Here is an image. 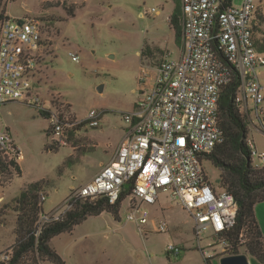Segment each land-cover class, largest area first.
<instances>
[{
    "label": "rangeland",
    "instance_id": "rangeland-1",
    "mask_svg": "<svg viewBox=\"0 0 264 264\" xmlns=\"http://www.w3.org/2000/svg\"><path fill=\"white\" fill-rule=\"evenodd\" d=\"M3 8L9 17H37L44 24L48 40L41 47L43 59L34 83L39 104L58 112L63 120L83 121L93 108L105 113L98 127L83 122L75 128L67 126L62 133L65 143H61L53 140L52 133L48 136L50 120L34 105L33 96L0 107V128L9 129L18 144L23 171L5 185L0 178V250L15 241L14 198L21 190L29 183L46 180L43 215L61 214L71 191L107 164L122 140L126 127L123 115L141 95L142 71L149 74L143 87L148 90L157 73L155 66L166 57L178 58L182 48L170 23L172 0H3ZM147 42L157 46L151 49ZM143 47L147 60L141 58ZM260 80L264 85V67ZM99 86H103L102 91ZM240 97L243 99V94ZM249 132L264 154L262 128L251 126ZM73 146L79 147L77 152ZM203 164L212 182L218 184L221 170L207 159ZM159 199L160 205L150 207L151 222L145 231L127 220L124 202L120 219L108 212L89 216L73 231L55 236L51 244L67 264H207L211 238L207 235L199 242L190 214L163 193ZM258 205L264 208V201ZM257 218L264 229V216L257 214ZM154 219L167 221L168 230H156ZM170 243L181 249L179 255L168 250ZM245 250L246 246L240 247L241 253L248 254ZM220 255L218 252L214 257ZM213 262L220 264L218 259ZM38 264L54 263L39 260Z\"/></svg>",
    "mask_w": 264,
    "mask_h": 264
},
{
    "label": "built area",
    "instance_id": "built-area-1",
    "mask_svg": "<svg viewBox=\"0 0 264 264\" xmlns=\"http://www.w3.org/2000/svg\"><path fill=\"white\" fill-rule=\"evenodd\" d=\"M181 2L180 56L162 59L150 88L142 91L131 111L124 113L125 135L114 157L93 178L71 191L61 214L42 215L40 228L72 209L77 199L95 200L104 196L111 204H117L124 194L120 210L127 202V220L145 231L151 222L150 206L157 204L163 193L190 214L199 242L211 238L212 251L206 252V257L218 252L221 257L230 255L232 245L227 236L237 222L239 205L232 193L212 182L203 162L223 140L219 101L235 72L240 77L241 110L247 115L250 127H260L264 132V85L260 80L264 50L256 37L258 31H264V3L261 0ZM47 40L44 24L37 17H9L3 21L0 107L33 96L38 107L44 109L35 94L34 83L43 59L41 47L47 45ZM71 56L78 61L77 55L71 53ZM104 113L105 110L93 108L79 121L70 117L63 120L58 112H50L53 140L65 143L62 133L67 126L75 128L82 122L91 127L100 126ZM248 144L254 167L264 166V154L250 137ZM0 151L16 159L20 156L9 129L0 128ZM256 157L259 161H254ZM45 199L43 193L41 200ZM168 227L167 221H160L156 230L164 232ZM240 240L241 243L246 240L245 229ZM168 250L175 255L181 252L173 243L168 245ZM11 256L12 250H0V264Z\"/></svg>",
    "mask_w": 264,
    "mask_h": 264
},
{
    "label": "trees",
    "instance_id": "trees-1",
    "mask_svg": "<svg viewBox=\"0 0 264 264\" xmlns=\"http://www.w3.org/2000/svg\"><path fill=\"white\" fill-rule=\"evenodd\" d=\"M172 1L174 9L170 23L175 30L176 43L181 44L182 2ZM70 12L74 15L73 9ZM8 18L3 8V0H0V27ZM39 19L42 21L41 18ZM142 54L144 55V48ZM239 85L240 77L235 72L231 83L224 87L219 101L223 140L207 155V159L221 170L219 186L232 193L239 205L237 222L227 236L232 245L229 253L239 254L240 247L246 246L245 251L264 264V235L256 216V205L264 201V166L255 168L253 165L252 150L248 144L250 122L239 105ZM34 105L38 107V104ZM39 109L41 114L49 119L50 111ZM47 133L48 136L52 133L51 125ZM52 148L58 149L56 146ZM22 174V168L16 157L5 155L0 151L1 184L10 183L14 176H22ZM47 183L46 180L29 183L14 198L17 212L16 237L13 245L8 248L12 250L11 259L3 264H27L29 261L38 264L39 260L67 264L51 244L55 236L63 232H71L89 216H97L104 212L111 213L116 220L120 219L119 211L121 202L125 198L124 194L117 204H111L104 196L95 200L77 199L72 209L66 211L60 218L46 222L40 228L44 203L41 194ZM243 229L246 230V240L241 243L240 234ZM206 261L207 264H211L209 259Z\"/></svg>",
    "mask_w": 264,
    "mask_h": 264
},
{
    "label": "crops",
    "instance_id": "crops-1",
    "mask_svg": "<svg viewBox=\"0 0 264 264\" xmlns=\"http://www.w3.org/2000/svg\"><path fill=\"white\" fill-rule=\"evenodd\" d=\"M154 10H155V12H156V14H159L160 13V10H157V9H155L154 8ZM173 12V11H172ZM172 14V13H171ZM171 14L169 15V18H170V16H171ZM262 19H264V4H263V14H262ZM263 22H264V20H263ZM256 37H257V43H258V45H259V47L261 48V49H263L264 50V31L262 32L261 30L260 31H258L257 32V35H256ZM147 45L151 48V49H154L153 47H154V45L155 46H157L156 44H154L153 43V45L152 44H149L148 42H147ZM181 45H182V40H181ZM144 48V47H143ZM182 48H183V45H182ZM182 48H181V50H180V54H181V52H182ZM143 50V49H142ZM180 56V55H179ZM178 56V57H179ZM141 58H142V60H147L148 58L145 56V55H143L142 54V52H141ZM162 61V60H161ZM160 61V62H161ZM159 62V63H160ZM159 65V64H158ZM158 65H156L155 66V68L157 69V67H158ZM157 74V73H156ZM149 74H146V73H144V71H142V73L140 74V80L142 81V83L145 85V86H147V79H145V77L146 76H148ZM156 76V75H155ZM155 76L153 77V79H152V82L150 83V85H149V87H148V89L150 88V86L152 85V83H153V80H154V78H155ZM143 85V87L145 88V86ZM143 87H140L139 88V90L141 91V93H142V91H144V89H143ZM140 96H138V98H139ZM138 98H137V100H138ZM136 100V101H137ZM136 101L134 102V104H133V106H132V109H133V107H134V105H135V103H136ZM11 102H14V101H11ZM11 102H9V103H11ZM8 104V103H7ZM6 105V104H5ZM45 109V108H44ZM46 110H48L47 108H46ZM79 130H77L76 131V133L78 132ZM124 135H125V133H124ZM123 138H124V136H123ZM123 138H122V140H123ZM15 140V139H14ZM121 140V141H122ZM121 141H120V143H121ZM15 143H16V141H15ZM119 143V144H120ZM119 144H118V146H119ZM16 146L18 147V149H19V151H20V148H19V146H18V144L16 143ZM118 146L115 148V150H114V152H113V155H112V157H111V159L114 157V155H115V153H116V151H117V148H118ZM74 147V151L75 152H77V148H79V147H75V146H73ZM20 158H21V154H20V156H19V158H18V162H19V164H20ZM110 159V160H111ZM109 160V161H110ZM108 161V162H109ZM107 162V163H108ZM105 164H102V166H101V168L104 166ZM101 168L92 176V178L101 170ZM2 200V197H0V201ZM260 203V202H259ZM155 205H160V201L157 203V204H155ZM155 205H152V206H155ZM151 207V206H150ZM159 207H161V206H159ZM256 216H257V214H258V216H264V208H263V206H260V205H256ZM258 219V218H257ZM192 222H193V220H192ZM153 223L155 224L154 226H155V229H156V226H157V224H158V222L154 219V221H153ZM262 228V231H263V235H264V229H263V227H261ZM193 232H194V230H193ZM195 235V234H194ZM7 249V248H6ZM248 257H249V264H261L259 261H257L251 254H249L248 253ZM209 258H211L210 259V263L211 264H215L214 262H213V260L214 259H218V260H220L222 257L221 256H219V257H214V256H212V257H209ZM208 257H206V259H209ZM171 264V263H170Z\"/></svg>",
    "mask_w": 264,
    "mask_h": 264
},
{
    "label": "water",
    "instance_id": "water-1",
    "mask_svg": "<svg viewBox=\"0 0 264 264\" xmlns=\"http://www.w3.org/2000/svg\"><path fill=\"white\" fill-rule=\"evenodd\" d=\"M103 86H99L102 91ZM249 257L246 253L225 255L220 259V264H249Z\"/></svg>",
    "mask_w": 264,
    "mask_h": 264
}]
</instances>
